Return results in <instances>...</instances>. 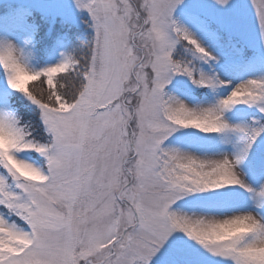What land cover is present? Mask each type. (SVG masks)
<instances>
[{"label":"snow or ice","instance_id":"obj_1","mask_svg":"<svg viewBox=\"0 0 264 264\" xmlns=\"http://www.w3.org/2000/svg\"><path fill=\"white\" fill-rule=\"evenodd\" d=\"M0 264H264V0H0Z\"/></svg>","mask_w":264,"mask_h":264}]
</instances>
